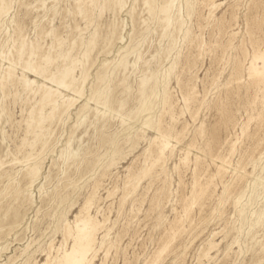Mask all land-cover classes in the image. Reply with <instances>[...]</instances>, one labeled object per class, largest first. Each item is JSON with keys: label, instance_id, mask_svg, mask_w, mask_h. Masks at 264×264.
Here are the masks:
<instances>
[{"label": "rangeland", "instance_id": "obj_1", "mask_svg": "<svg viewBox=\"0 0 264 264\" xmlns=\"http://www.w3.org/2000/svg\"><path fill=\"white\" fill-rule=\"evenodd\" d=\"M164 1L0 0V264H264V0Z\"/></svg>", "mask_w": 264, "mask_h": 264}, {"label": "bare ground", "instance_id": "obj_2", "mask_svg": "<svg viewBox=\"0 0 264 264\" xmlns=\"http://www.w3.org/2000/svg\"><path fill=\"white\" fill-rule=\"evenodd\" d=\"M79 2L81 1V0H78ZM94 2V1H93ZM150 2V1H149ZM165 3H163L164 5L163 6H161V8H159V10L161 11V13L163 14V21H162V24H164V31H168L167 29L169 28V26H170V21H171V14H172V9H173V5H174V0H165L164 1ZM3 3L1 2L0 3V17H1V15H3V13H5V12H7L8 11V7H5V8H2V5ZM109 4H113L114 6V10L115 11H117L118 9L119 10H121L124 6H125V2H124V0H106V6H109ZM145 4V3H144ZM151 6V5H150ZM80 7H81V3H80ZM110 7V6H109ZM148 7V6H147ZM146 7V8H147ZM118 8V9H117ZM117 9V10H116ZM135 9V8H134ZM44 10V9H43ZM152 10V8L151 7H149V11H151ZM105 11H106V9H105ZM159 11V12H160ZM153 12V11H152ZM151 15H152V13H151ZM173 15V14H172ZM176 17H177V15H176ZM179 18V17H178ZM178 18H177V22L179 23V21H178ZM161 23V22H160ZM171 23H173L172 21H171ZM177 23V24H178ZM161 24V25H162ZM179 25V24H178ZM178 25H176V26H178ZM118 27V26H117ZM163 28V27H162ZM170 29V28H169ZM163 30V29H162ZM112 36L117 32L116 31V29H115V27L113 26V29H112ZM167 34V33H166ZM95 38H93L92 40H91V42H90V47H92V45L95 43ZM174 40L172 39V43L170 44V46L171 45H174ZM96 44V43H95ZM57 45V44H56ZM55 46V45H54ZM56 47V46H55ZM36 48V47H35ZM61 48H62V46H61ZM60 48V49H61ZM94 48V47H93ZM23 49V48H22ZM23 52V51H22ZM36 53V51L34 50V51H32V54H35ZM37 53H39L38 51H37ZM36 53V54H37ZM90 53H91V49L89 50V51H87L85 54H83L84 56H83V62L85 63V64H87V63H90L89 61H91V59H90ZM21 55V54H20ZM49 55V54H48ZM47 55V56H48ZM140 55V54H139ZM32 57V56H31ZM34 57V56H33ZM32 57V58H33ZM53 58H54V56H52ZM62 56H60V58H61ZM67 56L66 55H64L63 56V58L65 59ZM31 58V59H32ZM140 58H141V56H140ZM36 59H39V57L37 58V56H36ZM67 59H68V57H67ZM90 59V60H89ZM49 62H51V63H53L54 61H55V59H47ZM58 60V59H57ZM77 60V59H76ZM43 61H44V59H43ZM62 61V60H61ZM65 61V60H64ZM75 61V60H74ZM136 61H138V60H136ZM44 64V63H43ZM83 64V63H82ZM122 66H123V68L126 70L127 69V67H128V65L129 64H127V62H123V63H120ZM30 65V64H29ZM49 65V64H48ZM52 65V64H51ZM64 65H66V64H64ZM41 66H42V63H41ZM61 66H63V65H61ZM70 66V65H69ZM76 66L77 65H73V66H70V67H64L63 68V70H59L58 71V73L54 76V79H53V82L56 84V86L59 88V89H61V88H64V89H66V90H71V91H73L75 94H77V95H82V87H83V85L81 84V85H79V86H76V84H75V76H74V72H75V69H76ZM34 67H35V65H34ZM40 67V66H39ZM39 67H35L36 69H39ZM48 67V66H47ZM50 67V66H49ZM78 67V66H77ZM121 67V66H120ZM41 68V67H40ZM61 68V67H60ZM119 68V67H118ZM129 68V67H128ZM47 69V68H46ZM84 69H86V67L84 68ZM88 69H89V67H88ZM87 70V69H86ZM85 70V71H86ZM118 70V69H117ZM123 70V69H122ZM11 72V71H10ZM35 72V71H34ZM47 72V71H46ZM87 72V71H86ZM8 76H11V74H9ZM45 76V75H44ZM125 78V77H124ZM84 79V78H83ZM145 79H147V78H145ZM125 80V79H124ZM124 80H123V82H124ZM150 80V79H149ZM118 81V80H117ZM26 83V82H25ZM85 83V82H84ZM148 82H147V80H143L142 81V83L140 84L142 87H144L146 84H147ZM27 84V83H26ZM122 84H124V83H122ZM28 86H29V81H28ZM24 87H25V85H24ZM41 87V86H40ZM146 87V86H145ZM29 88V87H28ZM43 88V87H42ZM144 89V88H143ZM139 90H141V92H142V89H139ZM147 90V89H146ZM25 91V90H24ZM28 91V90H27ZM33 90H31V92H32ZM143 91H145V90H143ZM26 92V91H25ZM100 100V99H99ZM98 100V101H99ZM105 101V100H104ZM75 102V100H72L71 101V103L67 106V108H70L72 105H73V103ZM98 103V102H97ZM100 103H101V101H100ZM99 103V104H100ZM109 103V102H108ZM108 103L107 102H105L104 103V105H108ZM125 104V103H124ZM110 105V104H109ZM123 106V105H122ZM47 107H49L50 108V110H51V112H50V116L49 117H53V116H55L56 114H57V112L59 111V109H60V106L58 105V91L57 90H53V89H47V90H45V92H44V96H43V98H42V103H41V110L43 111L45 108H47ZM108 107V106H107ZM122 108V107H121ZM41 117V116H40ZM48 117V118H49ZM99 118V117H98ZM101 119V118H100ZM84 123V122H83ZM80 124V123H79ZM80 126V125H79ZM32 127V126H31ZM82 127V126H81ZM69 146V145H68ZM79 149H80V147H77V148H72L71 147V145H70V147L68 148V152H69V158L70 159H75V157H77V155H78V153H79ZM67 152V151H66ZM65 152V153H66ZM64 154V153H63ZM68 155V154H67ZM63 156V155H62ZM78 159H79V157H78ZM77 159V160H78ZM71 163V162H70ZM75 163V162H74ZM32 180V179H31ZM137 184V183H136ZM94 198V197H93ZM83 226H81V228H79L78 230H79V240H80V242H81V249H82V251L83 252H86V251H88V249H89V246L94 242V232H93V229H92V231H89L88 229H87V225H88V221L87 220H84L83 221ZM95 230V229H94ZM68 234V233H67ZM68 236V235H67ZM67 259H69V257H67ZM45 264H47V263H45ZM71 264H79V262H73V263H71Z\"/></svg>", "mask_w": 264, "mask_h": 264}]
</instances>
